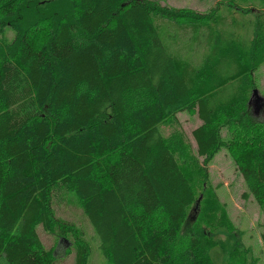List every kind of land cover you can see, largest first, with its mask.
Returning <instances> with one entry per match:
<instances>
[{
    "label": "trees",
    "instance_id": "1",
    "mask_svg": "<svg viewBox=\"0 0 264 264\" xmlns=\"http://www.w3.org/2000/svg\"><path fill=\"white\" fill-rule=\"evenodd\" d=\"M67 2L0 0V33L21 11L31 19L11 42L0 39L2 264H57L38 228L71 234L73 264H90L87 229L106 264H248L237 237L216 263L208 249L220 243L200 232L215 209L205 201L215 196L208 165L224 148L246 186L242 198L263 214L264 250V122L248 108L259 107L250 99L264 63V0H219L207 13L154 0ZM167 22L191 28L186 57L207 39L198 64L166 47L159 25ZM184 111L201 121L191 131L201 162L161 131ZM70 192L85 227L56 213Z\"/></svg>",
    "mask_w": 264,
    "mask_h": 264
},
{
    "label": "rangeland",
    "instance_id": "2",
    "mask_svg": "<svg viewBox=\"0 0 264 264\" xmlns=\"http://www.w3.org/2000/svg\"><path fill=\"white\" fill-rule=\"evenodd\" d=\"M47 2L55 3V6L59 9L68 6L67 0H45ZM156 3L162 6H168L173 8H190L197 12L207 13L216 6V2L219 0H154ZM38 7L44 6V1H40ZM23 11L18 14V20L8 23L6 27H3L2 33H0V39L3 44H7L13 40L18 29H22L31 23V19L28 16L26 19L23 16ZM234 19L238 18V14L234 13ZM231 20V18H229ZM167 23L160 24L163 29L162 39L167 48L171 47L172 50L177 51L178 54L184 58H187L191 62H200L205 56L209 48L207 49V39L202 43H195V46L191 48V53L186 57L183 48H187L190 37H193L191 28L184 26H177L172 24L171 27L167 26ZM16 29V30H15ZM237 33L241 32V28L236 27ZM169 33L174 34L173 40L169 39ZM192 40V39H191ZM198 64V63H196ZM255 77L257 81V94L252 97L256 102L259 101V107L255 106L254 102L249 103V111L252 116H256L261 122H264V63L256 70ZM260 98V99H257ZM178 126L174 128L162 127V133L174 142L177 140L179 150L186 153L187 157L197 159L196 145L191 135V131L197 125L201 123L200 119L195 113L187 111L177 113ZM224 134V131H223ZM178 148V147H177ZM200 160L201 157H199ZM198 162H201L198 160ZM208 174L210 180V186L214 188L215 196L212 194L205 201L208 204H212L215 207L211 208V211H207V224L201 228L200 238L201 240L211 245L219 244L221 246H215L208 249L212 259L216 263L225 262L229 253H231L232 246L235 243L236 237L242 242L244 248H248V260L250 264L252 260H257V264H264V250L262 248L261 240V226L263 221V214L259 206L253 201L252 197L246 199L242 198V192L246 190V186L237 171L233 158L230 153L222 148L213 157L208 165ZM64 195V196H63ZM199 204V203H198ZM57 215L67 221L73 222L78 228L85 227L83 218L81 216V207L78 199L73 192L62 193V196L54 204ZM210 209V208H209ZM214 209V210H213ZM218 212L220 215H213L212 212ZM197 209H191L188 215V219L181 228V233L178 238L179 242L184 239V235L191 229L192 221L197 214ZM197 218V217H196ZM219 222H223L220 226ZM212 226H218L215 231H211ZM87 229V225H86ZM39 235L42 242L46 247H52L54 256L57 258V264H73L74 252L66 254L68 249H73V237L71 234L55 235L45 232L42 228H38ZM89 235V243L92 246V257L90 264H106V261L100 251L98 250V241L93 240L90 237L92 234L90 229H87ZM234 235V236H233ZM66 239H63V238ZM85 237V235H84ZM208 241V242H207ZM72 242V243H70ZM96 242V243H95ZM223 252L222 253V249ZM243 248V247H242ZM73 251V250H72ZM0 264L2 261L0 259Z\"/></svg>",
    "mask_w": 264,
    "mask_h": 264
},
{
    "label": "water",
    "instance_id": "3",
    "mask_svg": "<svg viewBox=\"0 0 264 264\" xmlns=\"http://www.w3.org/2000/svg\"><path fill=\"white\" fill-rule=\"evenodd\" d=\"M256 92H257V90L254 89V90H253V95H252V97H253L254 95L256 96V94H257ZM257 99H260V98H257ZM250 100H252V98H251ZM257 104L260 105V104H259V101H257ZM201 197H202V195H200L199 198L197 199V203H199Z\"/></svg>",
    "mask_w": 264,
    "mask_h": 264
}]
</instances>
